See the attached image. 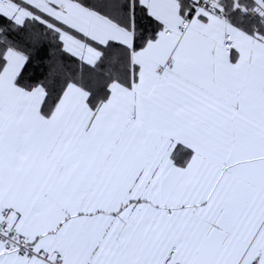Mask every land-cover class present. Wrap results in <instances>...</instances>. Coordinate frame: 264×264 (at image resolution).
<instances>
[{
    "label": "snow or ice",
    "instance_id": "6c2138e0",
    "mask_svg": "<svg viewBox=\"0 0 264 264\" xmlns=\"http://www.w3.org/2000/svg\"><path fill=\"white\" fill-rule=\"evenodd\" d=\"M0 264H264V0H0Z\"/></svg>",
    "mask_w": 264,
    "mask_h": 264
}]
</instances>
